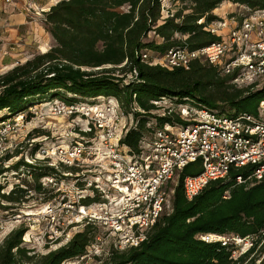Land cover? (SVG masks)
<instances>
[{"label": "trees", "instance_id": "trees-1", "mask_svg": "<svg viewBox=\"0 0 264 264\" xmlns=\"http://www.w3.org/2000/svg\"><path fill=\"white\" fill-rule=\"evenodd\" d=\"M162 1L62 0L53 6L45 13L44 25L55 45L0 75V113L6 112L0 123L21 114H26L28 121L32 117L28 113L30 108L53 100L73 103L76 97L111 96L121 102L127 115L132 113L135 118L136 126L128 131L122 144L137 154L143 136L151 132L148 124L152 119L159 124H174L178 120L153 116L158 110L153 101L165 97L177 104L196 102L214 110L221 109L219 103L223 102L229 110L239 113L243 112L240 106L247 109L251 99L264 94V89L247 96L243 90L229 91L228 81L219 80L212 68L196 64L187 72L169 71L142 59L146 51L165 55L179 46L197 49L209 45L216 37L197 24L199 19H217L214 11L224 2L259 9L264 8V0H173L183 6L160 24ZM186 11L190 12L184 14ZM151 32L162 41L147 42ZM183 36L187 38L184 40ZM134 70L136 79L126 82L125 77ZM212 87L218 96L209 91ZM251 112L256 113V109L253 107ZM21 166L24 164L16 167ZM26 166L27 171L33 168ZM195 168L186 167L178 185L170 186L174 188L172 213L159 219L140 247L112 252L108 264H244L247 260V264H256L258 258L254 254L263 238L235 259L230 248L220 242L207 243L200 237L245 238L258 234L264 224V180L248 188L237 184L235 177H248L250 169L231 171L227 179L209 183L189 201L182 181L195 175ZM7 171L0 166V176ZM53 174L54 169L47 168L36 177L39 180ZM18 192L20 188L3 195V199L17 203ZM25 233L26 229L20 228L5 240L0 247V264H32L34 255L22 246ZM97 236V228L86 226L67 245L40 256L33 264H62L82 256ZM260 249L264 255V244ZM259 264H264V256Z\"/></svg>", "mask_w": 264, "mask_h": 264}, {"label": "built area", "instance_id": "built-area-1", "mask_svg": "<svg viewBox=\"0 0 264 264\" xmlns=\"http://www.w3.org/2000/svg\"><path fill=\"white\" fill-rule=\"evenodd\" d=\"M167 8L163 4L162 11L168 12ZM197 24L216 37V41L197 49L175 47L161 60L150 62L148 53L143 52V61L169 71H190L198 62L216 69L236 86L251 89L264 86V8H248V14L228 15L211 22L201 18ZM129 77L136 79V70ZM152 103L157 111L164 110L160 117L178 120L174 124L150 122L151 132L143 136L137 154L122 144L136 121L132 113L124 112L117 98L98 96L73 103L53 100L43 104L53 116L77 121L76 138L48 150L39 148L36 159L42 151L54 170L67 166L81 171L77 170L75 175L43 177V185L53 189L58 198L41 215L55 223L65 214L69 226L80 225L83 229L92 226L105 231L84 255L72 259L74 262L63 263L87 264L85 261L102 252L108 239L120 252L140 247L172 201L174 188L170 185L177 186L182 172L190 165H195L197 173L182 181L189 201L209 183L227 179L231 171L250 169L246 178L236 174L239 185L264 180V101L256 113L233 114L196 102L177 104L165 97ZM29 110L36 113L35 108ZM21 115V120L19 115L0 124V154L5 150L8 135L23 125L26 114ZM69 187L74 192L72 199L67 198ZM200 238L207 243L220 242L237 259L259 239L264 240V224L258 234L245 238L216 235ZM69 242L67 239L63 246Z\"/></svg>", "mask_w": 264, "mask_h": 264}, {"label": "rangeland", "instance_id": "rangeland-1", "mask_svg": "<svg viewBox=\"0 0 264 264\" xmlns=\"http://www.w3.org/2000/svg\"><path fill=\"white\" fill-rule=\"evenodd\" d=\"M166 1V6L168 7L166 10H168V12L162 11V19L159 22L160 24L164 19L175 14L183 6L180 3H174L173 0H169L170 2L168 0ZM187 6H190V4ZM27 7L30 8V5ZM248 8L250 7L234 4L232 2H224L214 11V15L217 17V19L224 18L228 15L240 17L242 14H248ZM31 11H29V19L32 22H41V26L44 28L45 33L49 34L46 31L44 25L45 15H43V13L39 10L31 9ZM189 12L190 11H186L184 14H188ZM3 24H5V26L0 27V75L7 73L13 66H17V64L19 65L25 63L24 61L26 59L30 60L35 55L41 54L40 51L38 52V46L35 42L27 45V39L20 37V35L27 33L26 31H28V25L20 27L19 29L18 27H15L18 30L13 32L9 29V27L13 29L12 26H9L7 23H5V21ZM49 36L51 37L50 34ZM146 40L147 42L155 40L158 43L162 41L153 32L149 34ZM54 45L55 42L51 37L49 44H43L41 49L44 52L47 50V48L50 50ZM146 52L151 59L149 62L153 60L155 61V59H162L163 54H160L159 52ZM196 64L199 66L212 68L198 62L194 63L193 65ZM214 70L216 71L219 80L224 79L228 81L226 86L229 91L243 90L245 91L244 95L247 96L249 93L259 92L264 89V86H260L258 88L255 87L253 89L236 86L231 82L230 78L224 77L223 75L219 74L216 69ZM116 74L119 76H125V74L120 71H116ZM125 78L126 82L131 80L129 75ZM209 91L213 92L217 96L219 95L215 87L210 88ZM84 99L85 98L77 99L76 102L83 101ZM263 101L264 94L258 95L248 102L247 109H244L243 106H240L239 110L252 113L251 111L253 107L257 110ZM219 105L221 106L219 111L222 110L223 113L227 114L235 113L234 110H229L227 104L221 102ZM43 106V104H39L36 107H33L35 108L36 113H34L32 110L28 111L32 117L28 121L24 120L23 125H21L16 130H12L5 141V150L0 154V166L8 170L6 173L0 176V247L13 232L19 230L20 228L26 229V233L23 238L24 243L22 246L31 252L30 255H34L35 258L32 261V264L39 261L40 256L57 250L64 245L67 239L71 240L78 232L83 230V227L80 225L69 226V219L66 218L65 214L60 215L58 221L55 223H53L49 217L41 215L43 210L55 204L58 194L53 189L43 185V177L39 180L36 177L43 174L47 168L52 167L49 165L51 162L50 159H48V157H46L42 151L40 153L41 155L39 159H36L35 153L39 148L48 150L54 146L69 142L70 140L76 138V131L74 127L77 122H73L71 119L61 116H53L49 109ZM174 110L177 111L176 108H174ZM163 113L165 112L163 109H161L159 111H154L152 114L153 116H160ZM5 114V111L1 112L0 117L4 116ZM12 119H9L8 121H11ZM21 119L22 117L20 116L19 120ZM150 122L151 124H156L155 119H152ZM20 163L24 164V166L17 168L16 166ZM26 165L33 167L29 170L30 172L27 171L28 168ZM85 168L86 167L84 166L83 169L86 170ZM77 170L81 171V169L64 166L60 167L59 170L55 169L54 174H58L60 177H62L63 173H71L75 175ZM256 183L257 181L253 180L249 181L246 185L248 188H251L255 186ZM170 186L173 185L171 184ZM17 188H20L21 190V192H18L19 202L8 203L3 199V195L7 196L12 190ZM68 192L67 198L72 199L74 197V192L71 191L70 187ZM226 195L228 196L227 193ZM171 213L172 201L170 200V203L167 205L163 215H169ZM104 233L105 231L98 229V235H103ZM263 244L264 240L256 250L257 252L254 254L255 257L258 258L256 264H259L261 259H263L264 255H261L260 251V248ZM114 251L117 250L114 249L112 239H108L104 242L102 252L98 255H95V257L91 260L85 261V263L108 264L110 255ZM252 257L253 256H251V258ZM248 261L249 260H247L244 264H247Z\"/></svg>", "mask_w": 264, "mask_h": 264}, {"label": "crops", "instance_id": "crops-1", "mask_svg": "<svg viewBox=\"0 0 264 264\" xmlns=\"http://www.w3.org/2000/svg\"><path fill=\"white\" fill-rule=\"evenodd\" d=\"M60 1L62 0H0V27L5 26V24H3L5 21V23L9 26L13 27V29L10 27L9 29L15 32L20 27L28 25V31H26L27 33L20 35V37L27 39V45L35 42L38 46V52L40 51V53H46L49 51L48 48L43 52L41 47L43 44L48 45L51 37L49 34L45 33L44 28L41 26V22H32L29 19V11H31V9L39 10L43 13V15H45L46 12H48ZM28 5H30V8L27 7ZM15 27H18V29ZM26 61L28 60L26 59L24 62ZM14 67L16 66H13L11 69Z\"/></svg>", "mask_w": 264, "mask_h": 264}, {"label": "bare ground", "instance_id": "bare-ground-1", "mask_svg": "<svg viewBox=\"0 0 264 264\" xmlns=\"http://www.w3.org/2000/svg\"><path fill=\"white\" fill-rule=\"evenodd\" d=\"M166 2H167L166 0H163V2H162V3L164 4L165 7H167V6H166V5H167ZM20 116L22 117L23 115H20Z\"/></svg>", "mask_w": 264, "mask_h": 264}]
</instances>
